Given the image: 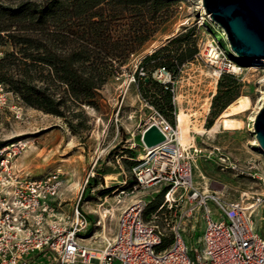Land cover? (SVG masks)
I'll return each instance as SVG.
<instances>
[{
  "label": "rangeland",
  "instance_id": "obj_1",
  "mask_svg": "<svg viewBox=\"0 0 264 264\" xmlns=\"http://www.w3.org/2000/svg\"><path fill=\"white\" fill-rule=\"evenodd\" d=\"M184 26L195 33L197 53L192 60L180 65L174 78V90H170L171 102L176 112L179 109L195 111V123L207 128V121L212 119L214 123L221 113L218 107H211L213 96L218 91L219 79L214 81L210 67L199 56V45L211 34L221 41H226V37L224 31L203 14L201 0H179L175 5L174 16L160 27L138 54L128 59L122 66V73L111 77L100 89L96 106L82 105L85 118L70 115L73 123L81 122L79 132L72 130L62 117L24 105L0 81L5 98L4 105L0 107V142H3L0 148L9 146L6 150H15L14 165L27 168L32 176L60 171L62 210L71 214L80 195L78 208L90 220L88 229L79 233L83 244L102 247L113 236L118 214L131 199L142 196L152 199L146 212V221H149L153 212L150 206L162 198L159 186L129 193L132 179L126 164L131 159L130 152L135 157L141 153L140 130L150 115L149 106L155 107L142 94L143 87L135 80L134 73L139 74V63L144 54L152 52L168 36ZM8 48L9 44L1 43L0 56ZM239 67L236 73L230 74L234 81L231 95H237L232 102L241 95H248L252 102L248 111L238 115L243 120L242 127L230 131L218 129L213 135L192 132L195 136L194 144L202 149V153L207 154L218 147L242 165L252 163L251 170L264 178V154L250 143L252 133L248 128L251 121L247 119L259 109L260 89L264 88V68L260 64L242 62ZM69 108H74L73 104H69ZM86 124L89 128L85 127ZM196 164L194 177L199 174L208 188L219 189L231 198L240 197L244 191H259L262 185L259 179L221 170L211 158L204 155L197 158ZM124 180L128 194L117 196L118 187ZM210 207L216 213L213 204ZM262 213L259 209L252 218L258 232L261 231ZM165 217L168 221L174 218L173 213H166ZM163 218L164 215H158L152 222L159 224L170 236L169 226ZM184 222L185 239L192 246L204 222L200 218ZM39 261L49 264L42 258Z\"/></svg>",
  "mask_w": 264,
  "mask_h": 264
},
{
  "label": "built area",
  "instance_id": "obj_2",
  "mask_svg": "<svg viewBox=\"0 0 264 264\" xmlns=\"http://www.w3.org/2000/svg\"><path fill=\"white\" fill-rule=\"evenodd\" d=\"M198 54L217 79L240 68L241 62L234 59L227 41L214 34L200 43ZM259 64L264 66V60ZM139 74L145 76L141 67ZM151 76L174 90L173 75L164 66L152 70ZM4 101L0 82V107ZM149 108L150 115L140 130L141 153L129 169L133 181L129 193L160 187L162 201L151 218L164 215L170 236L152 219H144L151 198L142 196L121 209L114 234L102 247L83 244L79 233L88 229L89 221L78 208L80 195L71 214L66 213L61 207L60 171L32 176L17 170L13 163L16 151L5 146L0 148V264H42L39 258L49 264H264V178L251 170L252 163L242 165L218 147L206 154L194 144L182 146L176 122H170L157 108ZM151 125L157 126L164 139L146 146L142 134ZM201 155L211 158L221 170L261 180L260 190L231 198L223 191L200 187L193 172ZM125 184L124 180L117 188V196L128 194ZM259 209L263 212L260 232L252 219ZM166 213H173L174 218L168 221ZM198 218L204 226L195 244L189 246L184 221ZM164 237L171 241L163 247Z\"/></svg>",
  "mask_w": 264,
  "mask_h": 264
},
{
  "label": "trees",
  "instance_id": "obj_3",
  "mask_svg": "<svg viewBox=\"0 0 264 264\" xmlns=\"http://www.w3.org/2000/svg\"><path fill=\"white\" fill-rule=\"evenodd\" d=\"M178 1L0 0V44H9L0 56V81L24 105L62 117L79 132L81 122L73 123L70 115L85 118L82 105L96 106L100 89L122 73L128 59L174 16ZM186 27L142 56L139 68L145 76L134 73L144 97L172 123V93L151 72L164 66L175 78L180 65L194 58L195 33ZM233 82L230 74L220 76L211 105L218 107V112L237 96L231 95ZM212 123V119L207 121L208 126ZM130 153L128 169L135 158ZM161 201L154 202L151 210ZM151 203L152 199L148 205ZM170 241L164 237L162 246Z\"/></svg>",
  "mask_w": 264,
  "mask_h": 264
},
{
  "label": "water",
  "instance_id": "obj_4",
  "mask_svg": "<svg viewBox=\"0 0 264 264\" xmlns=\"http://www.w3.org/2000/svg\"><path fill=\"white\" fill-rule=\"evenodd\" d=\"M201 3L209 18L224 31L234 54L246 59H264V0H201ZM252 126L264 152V100L254 115ZM163 139L156 125L149 126L142 134L146 146Z\"/></svg>",
  "mask_w": 264,
  "mask_h": 264
},
{
  "label": "bare ground",
  "instance_id": "obj_5",
  "mask_svg": "<svg viewBox=\"0 0 264 264\" xmlns=\"http://www.w3.org/2000/svg\"><path fill=\"white\" fill-rule=\"evenodd\" d=\"M202 10H203V14H206L203 7ZM234 55H236V57L234 58L235 60H239L240 62L246 64H259L264 60L262 58L246 59L237 54ZM234 69L237 70L238 69L237 66H234ZM216 74L217 73L215 72V75ZM215 80H216V76H214V81ZM263 100H264V88H261L259 95V105L257 106V108L261 107V105L263 104ZM251 107H252V102L250 97L248 95H241L234 102L228 104V106L218 115L214 123L207 128L203 127L202 125L198 126L195 123V121L197 120V118H195L196 117L195 111L186 112L184 109H179L176 113V119H175L176 128H177V140L182 146H185L187 144L191 146L192 139L195 138L192 132L195 134L206 133L208 135H213V133H215L218 129L229 130V131L240 129L243 125V120L239 118L238 115L244 114ZM254 115L255 114L251 113V115H249V117L247 118L251 121L248 128V130L251 131L252 133V139L250 143L256 145V147L259 150H261V148L259 147L256 141L255 134L253 131L252 122L254 120ZM261 152L264 154L263 150H261ZM201 175L204 176L202 172Z\"/></svg>",
  "mask_w": 264,
  "mask_h": 264
},
{
  "label": "crops",
  "instance_id": "obj_6",
  "mask_svg": "<svg viewBox=\"0 0 264 264\" xmlns=\"http://www.w3.org/2000/svg\"><path fill=\"white\" fill-rule=\"evenodd\" d=\"M195 137V136H194ZM193 139H195V138H193ZM192 139V144H194V141L195 140H193ZM195 145V144H194ZM15 166V169H17V170H22L23 172H28L27 170V168H25V167H20V166H17V165H14ZM197 168V164H196V162H195V167H194V170ZM196 175V177H194V174H193V180H194V182H195V184H197V185H199L200 187H207V184H206V182L205 181H203L202 180V178H200L199 177V174H195ZM208 188V187H207ZM208 189H210V190H215V191H221V190H219V189H215V188H208ZM89 222H90V220H89Z\"/></svg>",
  "mask_w": 264,
  "mask_h": 264
}]
</instances>
